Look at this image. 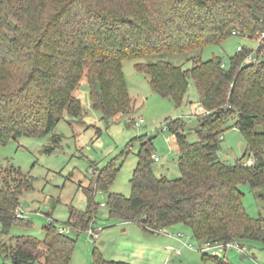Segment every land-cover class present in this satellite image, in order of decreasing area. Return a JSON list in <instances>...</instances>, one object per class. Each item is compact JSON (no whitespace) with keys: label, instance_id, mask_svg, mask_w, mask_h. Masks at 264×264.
Returning <instances> with one entry per match:
<instances>
[{"label":"trees","instance_id":"obj_1","mask_svg":"<svg viewBox=\"0 0 264 264\" xmlns=\"http://www.w3.org/2000/svg\"><path fill=\"white\" fill-rule=\"evenodd\" d=\"M236 30L260 38L264 0H0V145L45 136L65 118L80 119L82 107L74 93L83 79L93 108L106 118L124 114L130 107L122 71L125 60L201 51L220 45ZM254 52L248 61L253 52L242 48L227 65L217 57L197 58L187 70L163 61L134 65L148 77L151 90L176 107L191 79L198 106L208 114L195 117L193 142L184 134V119L165 124L176 141L179 178L155 176L152 141L145 136L139 138L129 197L109 192L115 179L111 164L99 171L95 186L106 194L109 219L135 223L150 234L182 225L198 248L264 242V218L248 216L239 191L241 185L261 189L258 198L264 202V37ZM233 116L230 128L240 131L246 148L234 165H227L217 153ZM250 157L253 165L245 164ZM4 173L0 233L7 235L12 227H30L28 220L15 217V210L20 195L32 186L11 166ZM96 190L87 196L85 210L72 209L63 226L77 233L92 227ZM43 233L42 243L17 237L14 246L2 244L0 258L10 264H69L74 241L51 221ZM201 255L205 264H226ZM92 264L126 263L106 261L94 249Z\"/></svg>","mask_w":264,"mask_h":264},{"label":"rangeland","instance_id":"obj_2","mask_svg":"<svg viewBox=\"0 0 264 264\" xmlns=\"http://www.w3.org/2000/svg\"><path fill=\"white\" fill-rule=\"evenodd\" d=\"M259 42L244 36H231L220 45H212L203 50H194L183 55L148 56L144 59L125 60L122 71L126 81L130 99L129 110L124 114L106 118L101 111L91 105L88 85L83 79L74 95L80 100L82 115L80 119L65 118L47 135L38 138L19 137L0 145V182L9 166L18 170L31 182L32 188L19 197L20 210L30 222L29 228L12 227L7 235L0 233V247L14 246L17 237H25L43 242V228L54 222L59 230H63L74 241V251L69 264H92L94 249L106 261L126 264H205L201 253L182 246L187 242L198 249L191 239L190 231L177 225L178 232L183 234L178 245H171L169 237L155 236L148 239L143 232L133 225H122L109 219L105 206L106 194L96 190L95 180L100 170L112 165L115 179L109 187L110 193L130 196L129 181L135 169L141 141L145 136L151 139L152 154L159 160L153 163L154 172L162 174L169 180L179 178L177 168V145L165 129L170 119L182 118L186 121L184 134L190 142L196 141L194 129L197 119L192 117L198 107L199 97L194 83L188 80L189 86L182 104L176 107L167 98L154 93L148 77L134 69L137 63L168 62L187 70L193 66L192 60L200 58L208 61L213 57L220 58L227 65L230 57L236 54L238 46L253 51ZM247 61V60H246ZM142 120L140 127L134 123ZM235 116L226 123L227 130L220 142L218 159L227 165H234L245 151L243 135L236 128H230ZM58 140L53 142L52 138ZM129 151L125 152L126 147ZM51 147V151L47 149ZM247 159L244 160L246 162ZM158 176V175H157ZM10 180L9 177H6ZM96 190L95 202L98 204L96 221L90 229L96 237L84 232H75L63 223L67 221L73 209L81 213L86 208L87 196ZM243 195L242 204L251 218H264V202L258 198L263 190H251L247 185L239 187ZM104 204V206H100ZM171 228L169 233H176ZM146 242L156 243L157 249L151 250L143 258H134L131 252L141 249ZM241 243L246 249V256L228 251L226 264H264V242L247 241ZM180 254L177 255L176 251ZM3 256V254H2ZM10 264L9 259L0 258V262ZM212 264V263H208Z\"/></svg>","mask_w":264,"mask_h":264},{"label":"built area","instance_id":"obj_3","mask_svg":"<svg viewBox=\"0 0 264 264\" xmlns=\"http://www.w3.org/2000/svg\"><path fill=\"white\" fill-rule=\"evenodd\" d=\"M231 36L237 37V36H241V33L239 30L236 31H232L231 32ZM264 37V33L261 34L260 38L257 40L259 43L260 41L263 39ZM242 50V47L238 46L236 48V52H240ZM255 56V52L253 51V53H251L250 55H248L247 60L250 61L254 58ZM208 112L206 110H204L202 107L198 106L192 117H196L198 115H207ZM143 124V121L140 119L138 120L137 123H134L135 127H140V125ZM173 138V136H171ZM152 159L154 162H158L159 159L156 156H152ZM254 163V159L252 157H250L245 164L247 165H253ZM101 192H99L100 194ZM100 206H104V204H100ZM20 207V206H19ZM17 208L15 210V217L17 219H26V217L24 216V214L22 213V211L20 210V208ZM88 233L91 235V237L93 236L94 238L96 237L95 231H93L92 229H88L87 230ZM61 234H65L63 230H59L58 231ZM160 232V231H158ZM176 237L178 238V240L183 236V234H177ZM186 238V237H185ZM187 240V238H186ZM184 247L190 249V250H197L199 253H203L209 257L212 258H218V259H223L221 255H223L224 253L228 252V251H233L236 254H239L241 256H246V249L244 247V245L241 243V241H231V242H227V243H215V244H203L201 245V247H199L198 249H195L192 245H190L189 243L185 242L182 244ZM176 254L179 255L180 251L177 250Z\"/></svg>","mask_w":264,"mask_h":264},{"label":"crops","instance_id":"obj_4","mask_svg":"<svg viewBox=\"0 0 264 264\" xmlns=\"http://www.w3.org/2000/svg\"><path fill=\"white\" fill-rule=\"evenodd\" d=\"M223 139V138H222ZM177 154H178V151H177ZM154 155V154H153ZM155 156V155H154ZM160 162V160L158 161V162H155V163H159ZM154 174H155V176H157V177H164V176H162V174L161 173H159V171L156 173V172H154ZM121 223V222H120ZM122 225H135V226H137L139 229H140V227L137 225V224H135V223H128V222H124V223H121ZM174 228H179V227H177V225L176 226H173ZM173 227H171V228H173ZM171 228H168V229H164V230H161L160 232H155V233H144L143 235L144 236H146L148 239H154L155 238V236H163V237H169L170 238V240H171V245H178L180 242H179V240H178V238L176 237V235L177 234H181L180 232H178L179 231V229H177V230H174L176 233H169V231H170V229ZM141 230V229H140ZM183 246V245H182ZM184 247V246H183ZM158 248V246L156 245V243L155 244H153V243H149V242H146V244L145 245H141V249L139 250V249H135L134 251H132L131 252V255H133V257L134 258H143V257H145V256H147L150 252H151V250H155V249H157ZM186 248V247H185ZM227 254V252L226 253H224L223 255H221L222 256V260L226 263V259H225V255ZM150 255H152V253H150Z\"/></svg>","mask_w":264,"mask_h":264}]
</instances>
